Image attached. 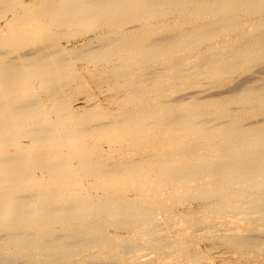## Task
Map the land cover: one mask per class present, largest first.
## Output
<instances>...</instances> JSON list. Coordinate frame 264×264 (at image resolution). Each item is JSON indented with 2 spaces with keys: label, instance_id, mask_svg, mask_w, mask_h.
I'll list each match as a JSON object with an SVG mask.
<instances>
[{
  "label": "bare ground",
  "instance_id": "obj_1",
  "mask_svg": "<svg viewBox=\"0 0 264 264\" xmlns=\"http://www.w3.org/2000/svg\"><path fill=\"white\" fill-rule=\"evenodd\" d=\"M211 239L264 249V0H0V264Z\"/></svg>",
  "mask_w": 264,
  "mask_h": 264
},
{
  "label": "rangeland",
  "instance_id": "obj_2",
  "mask_svg": "<svg viewBox=\"0 0 264 264\" xmlns=\"http://www.w3.org/2000/svg\"><path fill=\"white\" fill-rule=\"evenodd\" d=\"M82 29V28H81ZM82 30H84V28L82 29ZM82 30H80V31H82ZM80 33V32H79ZM73 34L74 33H72L71 34V36L73 37V38H76V40L78 39V37H79V35H77V34H74L75 35V37L73 36ZM77 35V36H76ZM79 42H82V41H78L77 43H74V45H77V44H79ZM216 241H218V240H213V239H211V240H206V241H204L205 243H202L201 244V248L204 250V251H206L207 249H213L212 251H209L208 250V252H207V254L208 255H206V256H204V258L203 257H201V256H195V255H192L193 256V259H192V261L194 262V264H197L196 262H198V264H238V262H239V264H262V263H264V259H262V258H264V249H262V250H260V251H258L257 253L259 254V256H261V257H259L258 256V254L257 253H255V254H249L250 256V258L247 256V255H244L243 257H239V256H236L234 253H232V251L228 248V247H226V246H224V245H222L221 243H220V241H218V242H216ZM216 243V244H215ZM204 244V245H203ZM256 244L257 245H259L260 246V244H261V241H257L256 242ZM222 246V247H221ZM224 247V248H223ZM223 248V249H222ZM217 249V250H216ZM262 253V254H261ZM230 254H231V256H230ZM232 254H234V255H232ZM213 255V256H212ZM178 257H175V258H172V260L170 259V261H172V263L173 264H179L180 262H182L183 264L184 263H186V262H184V258L181 256V254L180 255H177ZM194 256L195 257H197V258H199V257H201V259L203 260L204 259V261L203 262H201L200 260H198V259H196V258H194ZM209 256V257H208ZM233 256V257H232ZM247 256V257H246ZM252 256V257H251ZM256 256H258V257H256ZM181 257H182V259H181ZM180 258V259H179ZM207 258V259H206ZM241 260H240V259ZM173 259L174 260H176V261H173ZM200 259V258H199ZM205 259H206V261H205ZM212 259V260H211ZM215 261H214V260ZM235 259V260H234ZM239 259V260H238ZM261 259V260H260ZM157 260V261H156ZM154 259L153 261H152V263H150V264H159L158 263V261L160 262V264H170L171 262L169 261V259H165V263H164V261L162 262V260H159V259ZM179 260V261H178ZM198 260V261H197ZM209 260H210V262H209ZM259 260V261H258ZM168 261H169V263H168ZM179 263H178V262ZM196 261V262H195ZM199 261H200V263H199ZM248 261V262H247ZM156 262V263H155ZM175 262V263H174ZM208 262V263H207ZM182 263H180V264H182Z\"/></svg>",
  "mask_w": 264,
  "mask_h": 264
}]
</instances>
